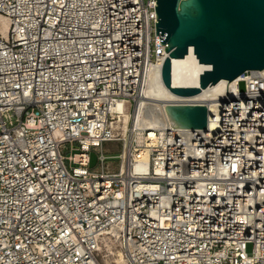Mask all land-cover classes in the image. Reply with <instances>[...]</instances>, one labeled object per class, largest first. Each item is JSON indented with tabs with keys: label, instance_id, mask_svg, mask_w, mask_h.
Segmentation results:
<instances>
[{
	"label": "built area",
	"instance_id": "built-area-1",
	"mask_svg": "<svg viewBox=\"0 0 264 264\" xmlns=\"http://www.w3.org/2000/svg\"><path fill=\"white\" fill-rule=\"evenodd\" d=\"M155 15L156 0H0V264H264V76L174 101L214 107L205 129L167 119L132 143L168 57ZM104 143L117 171L104 153L89 168Z\"/></svg>",
	"mask_w": 264,
	"mask_h": 264
},
{
	"label": "water",
	"instance_id": "water-1",
	"mask_svg": "<svg viewBox=\"0 0 264 264\" xmlns=\"http://www.w3.org/2000/svg\"><path fill=\"white\" fill-rule=\"evenodd\" d=\"M156 16V33L168 53L162 79L173 93L190 97L249 71L264 76V0H156ZM190 48L209 68L200 74L198 87H173L171 60L183 58ZM165 111L178 128L207 127L204 104L169 102Z\"/></svg>",
	"mask_w": 264,
	"mask_h": 264
},
{
	"label": "bare ground",
	"instance_id": "bare-ground-1",
	"mask_svg": "<svg viewBox=\"0 0 264 264\" xmlns=\"http://www.w3.org/2000/svg\"><path fill=\"white\" fill-rule=\"evenodd\" d=\"M8 20L3 16H0V30L5 36V32L8 28ZM209 66L199 63L198 58L193 52V48L189 49V52L183 58H173L171 60V83L173 87H198L199 86V77L200 74L208 69ZM240 80V77L228 81L221 80L217 84L209 86L205 89H202L199 93L190 96L195 100L200 102H205L209 100H215L222 98L224 94V87H231L235 89L237 87V83ZM229 82V83H228ZM181 96L173 93L171 90L167 88L162 79L161 71L152 67L149 69L148 78L146 80V85L143 90V94L141 99H139V108L136 109L133 123H134V131H130L129 140L133 142H137L140 144L143 142V136L138 129L140 128H149L151 130H157L161 128L165 121L168 118V115L165 111V106L169 102H174L179 100ZM206 104V103H204ZM210 103L208 102L207 105ZM114 110L122 113L119 122V128L122 131L124 137H127L129 122L131 120L130 113L128 111V106L125 103L118 102ZM209 114L215 113V108L211 107L208 109ZM153 131L150 132L149 137H153ZM128 139V138H127ZM127 140V144L128 141ZM138 145H134V151L136 154L140 156L145 155V150L142 148H138ZM77 160H87V156H78ZM136 170H143L142 167H136ZM120 262V261H119Z\"/></svg>",
	"mask_w": 264,
	"mask_h": 264
},
{
	"label": "rangeland",
	"instance_id": "rangeland-1",
	"mask_svg": "<svg viewBox=\"0 0 264 264\" xmlns=\"http://www.w3.org/2000/svg\"><path fill=\"white\" fill-rule=\"evenodd\" d=\"M241 89L243 88V84H241ZM79 149L77 148V146H71L65 148V150L63 151V153L65 155H70L71 153H76L78 152ZM106 154V155H111L114 156L113 158H111L109 160V162L106 163L107 167L111 170V171H117L118 170V166H119V158L116 157L117 155H119L121 153V145L119 143H104L101 147L96 148V149H92L89 152L90 155V164H89V168L93 171H100V165H99V154ZM248 252L251 251V246H248L247 249Z\"/></svg>",
	"mask_w": 264,
	"mask_h": 264
}]
</instances>
